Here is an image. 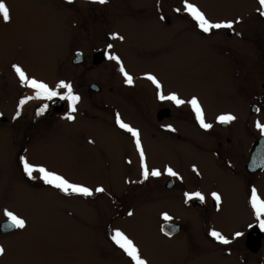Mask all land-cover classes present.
Masks as SVG:
<instances>
[{"label": "flooded vegetation", "instance_id": "flooded-vegetation-1", "mask_svg": "<svg viewBox=\"0 0 264 264\" xmlns=\"http://www.w3.org/2000/svg\"><path fill=\"white\" fill-rule=\"evenodd\" d=\"M62 1L66 2V0ZM114 1L111 0L101 5L91 0H74L69 4L73 5L70 11L74 14L73 25L69 32L71 34L69 44L73 46L70 60L72 65L88 62L86 66L91 68V66L106 63L111 74V63L114 60L108 59V56L117 55L114 53L118 47L117 43L124 46L130 45L126 36L123 35L127 29L118 27L119 25L113 20L111 25L104 26L100 30L93 28L92 32L89 28V34H99L98 40L100 41L97 46L86 52L83 46L75 42L77 36L74 34L77 31L74 32V30L83 21L82 18L79 20V14L74 10L78 8V2L83 4H80L81 6L90 5L93 9L107 7L103 9V16L107 13L114 19ZM240 1L243 4V14L237 15L238 18L224 16L212 18L199 5L187 0L188 3L202 11L212 23L233 22L231 29H212L204 33L198 27V23L185 11L184 0H135V3L129 0V9H133V12L137 14L136 17L140 15V18L143 17L142 22L148 30L150 21L153 30L161 23L166 28L175 27L183 33L195 35L197 40L203 41L207 49L213 52L212 55L211 53L207 55L212 56L221 70L220 74L223 77L221 98L226 107L215 108L211 105L210 98L200 95L193 96L198 100L205 122L211 124V128L200 127L195 112L187 103L193 97L181 96L176 90L161 92L164 95L174 93L186 103L178 106L169 100H159L158 90L141 86L121 90V96L117 90L118 98H124L126 112L119 107L116 113L108 115V109L113 106L105 100L108 92H105L106 89L101 83L98 84L89 79L82 85L76 82L72 75H63L59 71L54 78L47 79L30 75L29 78L47 84L50 88L57 90L60 95H63L66 90L56 89V85L60 81L70 83L73 94L78 95L80 100L75 106L76 111L70 113L69 101L61 100L59 95L52 100L31 99L20 106V116L13 119L19 101L34 96L35 92L25 85H19L17 90L9 91L8 99L5 97L8 101V120L3 113H0L1 123L8 126L0 130L3 129L5 135H8L7 146L9 148L8 154H0V167L2 164L5 166L3 172L0 171V184L4 177H7L8 181H11L13 177L21 178L24 182H26L25 179L32 180L25 174L20 157H25L27 162L35 167H42L44 160L33 156L29 147L38 144L42 138H46V141L50 140V136L59 130L60 125L71 124L78 115L85 122L96 119L97 115L91 113L92 107H84L82 103L85 97L92 103V95L101 94L104 99L101 109H106V113L105 115L102 113L100 122L105 127L113 129L118 142L124 148L120 166L122 180L117 190L114 188L108 190L100 182L93 184L92 195L85 196V198H106L107 202L102 206V210L107 213L110 207V210H114L111 217L118 220L130 218L141 207L149 208L155 221H159V231L166 239L175 237L181 231L191 232L195 239L193 243H187V251L193 250L189 256L191 262L204 264V259L208 254H216L231 258L235 264H264V231L259 229L250 204L253 188L256 189L258 196L264 199V132L256 126L257 122L264 125V17L258 14L260 7L258 0ZM91 16L97 17L98 15ZM119 17L116 12V19ZM12 18L11 16L10 20ZM184 22L189 25V28L185 27ZM82 26L80 25L79 28ZM113 34H116L117 38H113ZM109 45L111 48L108 47ZM120 53H122L121 49ZM250 54L253 57L247 59V67L242 71L239 70L237 66L240 67L244 63L238 56ZM121 55L124 56V54ZM100 57L102 59L96 62ZM60 65L62 62H59ZM110 74H108L109 79L116 82L114 74L111 76ZM236 81L239 83L235 84ZM85 93L89 97L85 96ZM45 104L47 105L46 110L43 114L37 115L39 109ZM69 114L73 116L72 120L67 119ZM223 114H231L235 119L229 123H220L217 117ZM117 116L139 132L144 152V165L149 172L155 169L159 170L161 175H149L147 179L144 178L140 153L137 151L134 138L131 133L119 127ZM83 127L81 121L78 128ZM86 139H89L86 135L78 138L81 144ZM147 146L155 149L157 157L160 156L165 160L158 163L151 158V155L149 158ZM173 156L176 157L175 161L172 159ZM166 168H171L177 176H169L165 171ZM211 174L217 176L218 183L204 186L202 182ZM58 175L64 177L61 174ZM32 176L40 178V173L33 172ZM69 182L74 183L71 180ZM48 186L65 194L51 185ZM98 187L103 188L104 191L96 192ZM144 187L147 190L141 195L140 189ZM195 192L203 194L205 199L200 201L194 198L186 203L185 193ZM213 192L221 197L219 208L212 199L211 193ZM4 194L1 190L0 247L5 249L6 235L18 228H1V225L8 221L4 215L6 210ZM68 195L76 196L72 193ZM178 205L185 208L182 216L177 214L175 209ZM129 212L132 215H129ZM165 214L172 219L165 221ZM231 214H233L232 220L229 219ZM100 224L101 234L99 235L104 244L109 243L123 260H126L128 264H134V261L122 249L113 245L110 237L117 226L110 227L109 221L102 223L101 220ZM249 225L252 227L250 228ZM213 230L221 233L231 243L222 244L211 237L208 233ZM95 232L98 234L96 230ZM236 232L243 233V235L234 239Z\"/></svg>", "mask_w": 264, "mask_h": 264}, {"label": "rangeland", "instance_id": "rangeland-1", "mask_svg": "<svg viewBox=\"0 0 264 264\" xmlns=\"http://www.w3.org/2000/svg\"><path fill=\"white\" fill-rule=\"evenodd\" d=\"M131 1L135 3V0ZM189 1L199 5L212 18H238L237 15L243 14L240 0ZM5 3L13 17L9 22L0 19V113L7 117L6 120L8 101L5 97L8 99L9 91L24 85L16 76L13 65H18L27 76L54 78L59 71L63 75H72L82 85L89 79L101 83L105 92H108L105 100L113 106L108 109V115L116 113L119 107L126 112L124 98H118L117 90L120 96L121 90L138 86L157 90L147 79L148 75L155 76L160 82L159 91L171 89L181 96L200 95L210 98L215 108L226 107L221 98V70L212 56L207 55L213 52L207 49L206 44L197 40L193 34L183 33L175 27L166 28L163 23H157L159 27L153 30L150 21L148 30L142 22L143 17H136L133 9H129V0L114 1V19L107 13L103 16L107 7L93 9L90 5L81 6L83 4L78 2V8L74 10L79 14V20L82 18L83 21L74 30L77 31L74 34L77 40L74 41L83 46L86 52L100 41L99 34H89V28L92 32L93 28L100 30L111 25L113 20L118 27L127 29L123 35L130 45L117 43L114 53L120 63L115 60L111 63V74H114L116 82L109 79L110 72L106 63L91 68H87L88 62L75 66L71 64L73 46L69 44V32L74 19L70 11L73 5L62 0H5ZM116 12L120 16L118 19ZM80 25L83 26L79 28ZM184 25L189 28L185 22ZM238 57L244 63L237 66L242 71L247 67V59L253 55ZM59 62L62 65L59 66ZM121 66L133 78L131 85L125 82L120 72ZM85 96L89 97L87 93ZM91 101L85 97L82 106H91V113L97 115L96 119L85 122L78 115L71 124L60 125L50 140L42 138L38 144L30 146L29 151L44 160L43 168L63 175L74 184L93 191V184L100 182L108 190H117L122 180L120 166L124 148L113 129L100 122L102 113H106V109H101L104 101L102 95L93 94ZM81 121L84 127L78 128ZM6 127L0 121V128ZM85 135L89 139L81 144L78 138ZM7 140L8 135L1 129L0 154H8ZM147 153L149 158L151 155L158 163L165 160L157 157L155 149L150 146H147ZM172 159L175 161L176 157ZM4 167L2 164L0 171L3 172ZM216 178L211 174L202 184H217ZM25 181L14 177L11 181L7 177L1 180L0 191L5 193V211L22 218L25 227L6 235L5 254L0 257V264H128L109 243L104 244L99 235L100 220L102 223L109 221L110 227L117 226L116 230L132 240L146 264H203L189 260L193 250L187 251V243L195 241L194 235L181 231L175 237L166 239L159 231V221H155L149 208L137 209L128 219H113L111 215L114 210H110V207L107 213L102 210L107 202L104 197L86 199L80 194L70 197L45 185L40 178L33 176L32 180ZM146 190V187L141 188V195ZM175 209L182 216L185 208L178 205ZM229 219H233V214ZM113 245L116 247L114 242ZM204 264L235 263L229 257L208 254Z\"/></svg>", "mask_w": 264, "mask_h": 264}, {"label": "snow or ice", "instance_id": "snow-or-ice-1", "mask_svg": "<svg viewBox=\"0 0 264 264\" xmlns=\"http://www.w3.org/2000/svg\"><path fill=\"white\" fill-rule=\"evenodd\" d=\"M66 2L71 4L74 2V0H66ZM91 2L104 5V4H107L109 2V0H91ZM258 4L260 5V7L258 9V14L261 17H264V0H258ZM184 9L198 23V27L204 33H208L212 29H222V28L223 29H231L233 27L232 21L218 22V23L210 22L205 17V14L202 11H200L195 5L188 3L187 0H184ZM177 11H179V9H177ZM0 19H2L4 22H9L11 19L10 10L5 3V0H0ZM162 19H163V17H162ZM236 22L238 23L239 21H236ZM113 38H117L116 34H113ZM108 47L111 48V45H109ZM108 59L115 60V61H117V63H120L119 58L115 55H109ZM13 70H14L15 74L17 75V77L19 78V80L21 81V83L24 84L25 86L33 89L35 92L34 96H29V97L21 99L19 101V106L17 108L16 114L13 117V119H16L20 116V114H21L20 113V106H23L25 103H27L28 100H31V99L52 100L54 97H57L58 95H59V98L61 100H68L69 101L70 113L76 111L75 106L79 102L80 97L78 95L73 94L72 85L70 83L60 81L56 85V89H65L66 90V92L63 95H60L57 90L50 88L47 84L40 82V81H37L34 78H29L18 65H13ZM120 72L123 74V76L125 78V82L127 84L131 85L133 83V78L125 71L123 66L120 67ZM147 79L150 80L155 85V87L157 88V90H158L157 98L159 100H162V101L163 100H169V101L174 102L178 106L186 103L184 100L180 99L174 93L164 95L161 91H159L161 89V84L155 76L148 75ZM187 103L191 105L193 111L195 112V116H196V119H197L200 127L203 129L211 128L212 125L205 122L204 113L201 109V106H200L198 100L195 97H193L191 100L187 101ZM46 108H47V105L46 104L43 105L39 109V111L37 112V115L43 114V112L46 110ZM67 119L72 120L73 116L71 114H69L67 116ZM234 119H235V117L231 114H223V115H220L219 117H217V120L220 123H229ZM117 124L122 129H125L126 131L131 133V135L133 136L137 151L140 153L141 166H142V170H143L142 174H143L144 178L147 179V177L149 175H151V176L161 175V172L159 170L153 169V170H151V172H149L147 167L144 165V152H143V149L141 147V142L139 139V132L137 130L131 128L126 123H124L119 118V116H117ZM256 126L262 132H264V125L257 122ZM20 160H21V164H22V167H23L25 174L30 179L33 178V176H32L33 172H39L40 173V179H42L45 184L51 185V186L61 190L65 194L72 193V194H80V195H84V196H91L92 195V191L90 189H88L87 187H84V186H81L78 184H74V183H70L64 177H62L56 173L50 172L43 167H35V166L29 164L27 162L26 158L23 156L20 157ZM193 170L195 171V169H193ZM165 171L169 176H177V173L175 171H173L171 168H166ZM95 191L96 192H103L104 189L98 187V188H96ZM211 196H212V199L216 202L217 207L219 208L220 201H221L220 195L218 193L213 192V193H211ZM194 198L199 199L200 201H203L205 199L204 195L201 194L200 192H195L192 194L185 193V202L186 203L188 200H192ZM250 204H251L252 209L254 210V215L256 217V220L258 221L259 229L261 231H264V218H262V217H264V200H262L258 196L257 191L254 188L251 191ZM4 215L8 219L9 226L14 227V228H20V229L25 227V221L22 218L18 217L17 215L13 214L12 212L5 211ZM129 215H132V213L129 212ZM164 219H165V221H168V220H171L172 217L165 214ZM249 227L251 228L252 225H249ZM208 234L222 244L231 243V241L229 239L224 237L218 231L213 230V231H210ZM242 235H243V233L236 232L234 234L233 238L237 239V238L241 237ZM110 238L120 249H122L124 251V253L128 257L131 258L132 261H134V264H146V261H144L141 258L139 251H138L137 247L135 246V244L133 243V241L130 240L123 232H121L119 230H115L112 233ZM4 253H5V249L3 247H0V255H4Z\"/></svg>", "mask_w": 264, "mask_h": 264}, {"label": "water", "instance_id": "water-1", "mask_svg": "<svg viewBox=\"0 0 264 264\" xmlns=\"http://www.w3.org/2000/svg\"><path fill=\"white\" fill-rule=\"evenodd\" d=\"M78 58V56L76 58H74V62L76 61V59ZM97 59V58H96ZM102 59V57H100L99 59L96 60V62L100 61ZM1 228H6V229H13L14 227H11L9 226V223L8 221L7 222H4L2 225H1Z\"/></svg>", "mask_w": 264, "mask_h": 264}]
</instances>
